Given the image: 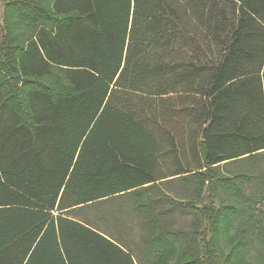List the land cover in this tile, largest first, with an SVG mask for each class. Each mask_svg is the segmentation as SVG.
<instances>
[{
    "label": "trees",
    "instance_id": "1",
    "mask_svg": "<svg viewBox=\"0 0 264 264\" xmlns=\"http://www.w3.org/2000/svg\"><path fill=\"white\" fill-rule=\"evenodd\" d=\"M50 12L0 43L26 109L0 83V264H139L117 215L138 220L145 246L171 238L192 264H241L254 234L241 205L264 190V0H51ZM54 73L66 91L41 83ZM173 182L177 196L138 202ZM120 199L103 227L79 218ZM173 214L193 215L190 228L166 227Z\"/></svg>",
    "mask_w": 264,
    "mask_h": 264
},
{
    "label": "rangeland",
    "instance_id": "2",
    "mask_svg": "<svg viewBox=\"0 0 264 264\" xmlns=\"http://www.w3.org/2000/svg\"><path fill=\"white\" fill-rule=\"evenodd\" d=\"M50 5L51 0H0V43L5 39L8 40L10 37L13 38L22 36L23 34H31L38 26L45 25L50 21ZM3 68V66L0 68V83H2V88L11 102L25 115L26 109L23 106L20 95V91H23L24 88L22 80L14 75H10L7 71L3 70ZM41 83L54 87L59 91L67 90L66 82L58 73H54V75L41 81ZM179 187L180 185L177 182H173L166 186L160 184L157 189L149 191V193L141 190L137 193V196H141L138 202L142 204L147 203V199L149 198L145 197L152 198L158 196L159 193L157 191H161L165 196H177L176 193L179 192V189L183 191V189ZM250 193L251 189H248L246 191V196H249ZM122 201L123 199H120L110 202L109 205L87 208L79 214V218L89 220L103 227V224L99 222L100 219L103 218L105 213L111 212L113 208L116 210L121 208L124 204V201ZM126 206L129 207L131 204H126ZM241 209L243 212L239 219L243 222H247L246 226H243V228L251 229V232L254 233L252 235V242L248 245V250H246L241 264H263L264 190L258 193L253 202L249 204L243 203ZM135 218H137V216H135ZM193 220V215L182 216L173 214L168 216L164 223L168 228L189 229ZM231 223L228 234L230 237H234L233 235L240 230V228L238 229V226L234 224V222ZM110 228L115 234H117L118 231L129 233L128 240L132 244L131 248L136 251V258L139 264H192L191 259L185 256L180 246L172 242L171 238L160 246H145L144 243H142V239L147 237V235L145 231L140 228L137 219L122 218L117 215L112 219ZM249 252L250 254H248ZM222 264H225L224 260H222Z\"/></svg>",
    "mask_w": 264,
    "mask_h": 264
}]
</instances>
